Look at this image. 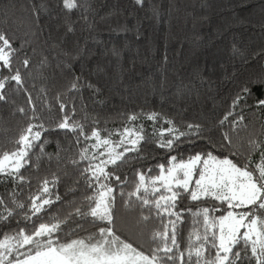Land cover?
I'll use <instances>...</instances> for the list:
<instances>
[{
  "label": "trees",
  "instance_id": "obj_1",
  "mask_svg": "<svg viewBox=\"0 0 264 264\" xmlns=\"http://www.w3.org/2000/svg\"><path fill=\"white\" fill-rule=\"evenodd\" d=\"M78 4L82 6L68 12L61 0H0V32L20 49L15 64L25 81L23 87L31 93L45 126L53 129L42 138L47 141L44 152L53 159L42 158L39 170H21L30 178V185H17L0 176V196L10 207V192L15 189L17 200L27 203L28 196L36 194L39 181L51 179L53 173L60 176L54 191L65 203H54L38 222H54L49 219L52 216L63 219L71 211L68 201L79 202L84 194H91L82 181L73 184L78 172L66 158H78L77 149L85 144L74 143L78 133L55 128L62 116L58 97L74 106L72 119L85 124L86 133L98 127L103 136L128 125L127 117L133 113L153 112L159 114L158 120L141 117L135 122L144 126L146 136H152L154 127L157 131L172 127L168 120L181 131L189 123L208 128L232 111L229 121L244 117L236 133L226 125L203 135L218 147L221 131H228L241 152L251 139L264 141V105L258 104L264 99V0H143L142 4L136 0H78ZM69 27L73 30L68 31ZM25 57L30 60L27 69L19 62ZM75 77L80 78L79 91L69 92ZM245 87L248 93L242 91ZM238 94L243 98L233 109ZM18 107L31 115L26 93L9 88L6 101H0V151H12L28 124L27 116L16 111ZM181 139V146L171 153L178 159L211 150L204 140ZM141 148L146 159L133 160L116 172L121 179L127 176L126 191L133 190L136 169L151 168L155 176L157 165H167L169 153L156 147L154 139ZM34 152L39 155L38 148ZM258 156L255 153L252 159ZM73 187L77 191L69 192ZM213 203L185 198L178 207L195 210ZM117 207V235L149 254L154 247L150 236L160 229L159 222L139 221V212L124 208L119 198ZM192 219L186 214L178 233L181 250L193 231ZM77 222L83 224V230L73 232L76 224L72 221L61 225L62 242L96 231L91 224ZM14 228L12 221L3 231Z\"/></svg>",
  "mask_w": 264,
  "mask_h": 264
},
{
  "label": "snow or ice",
  "instance_id": "obj_2",
  "mask_svg": "<svg viewBox=\"0 0 264 264\" xmlns=\"http://www.w3.org/2000/svg\"><path fill=\"white\" fill-rule=\"evenodd\" d=\"M136 2L142 4L143 0ZM61 3L68 12L82 6L78 0H61ZM72 30L69 27L68 31ZM19 55L20 49L14 47V41L5 32H0V101H6L9 88L23 90L31 112L29 115L24 107L16 109L27 116L28 124L16 139L12 151H0V176L8 177L17 185H30V178L21 170L29 167L39 170L42 158L53 159L44 152L47 141L42 139L53 129L45 126L31 93L23 87L25 81L15 64ZM19 62L25 69L30 64L27 57ZM79 80V77L74 78L69 92L79 91ZM242 91L248 93L249 89L245 87ZM242 98L237 95L233 109ZM58 103L62 116L55 128L78 133L74 135V143L85 144L77 149L78 158H66L78 172L73 184L79 185L82 181L91 194H84L79 202L68 201L71 211L63 219L49 217L54 222L38 221L43 220L54 203H65L54 191L60 182V176L55 173L51 179L45 177L39 181L36 194L29 195L27 203L17 200L15 189L8 194L11 207L0 196V264H264V141L251 139L247 149L241 152L233 145L228 131H221L218 147L203 135L226 125L236 133L243 123V116L229 121L233 115L229 111L211 127L189 123L184 131L168 120L166 123L172 127L159 131L154 127L152 136H146L144 126L135 122L141 117L156 121L159 114L133 113L127 117L128 125L106 131L102 136L98 127H92L90 133H86L85 124L72 119L74 106L60 102L59 97ZM258 104L264 105V99ZM66 108L68 112H65ZM113 136L118 139H112ZM181 138L193 142L204 140L211 150L178 159L171 153L181 146ZM153 139L156 147L169 153L167 165H157L155 176L151 175V168L136 169L133 190L126 191L127 176L121 179L117 170L133 160L146 159L141 155V145ZM88 141L94 142L86 143ZM37 148L38 156L34 152ZM217 151L220 155L215 154ZM255 153H259L257 160L252 159ZM33 156H36L35 160ZM56 159L59 162L61 157L57 154ZM63 175L67 177L68 173ZM76 191V187L69 189L72 193ZM118 198L124 208L139 212V221L155 219L159 222L160 229L150 236L154 247L149 254L117 235ZM185 198L191 202L212 200L215 203L195 210L179 208ZM221 209L222 214L214 215ZM186 214L193 218V231L187 237L185 249L181 250L177 236ZM12 221L16 228L4 232L3 227ZM69 221L76 224L73 232L83 230V224L77 221L91 224L96 231L85 238L62 242L61 225Z\"/></svg>",
  "mask_w": 264,
  "mask_h": 264
}]
</instances>
